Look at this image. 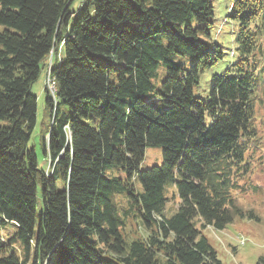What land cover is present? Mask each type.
<instances>
[{
    "label": "trees",
    "instance_id": "16d2710c",
    "mask_svg": "<svg viewBox=\"0 0 264 264\" xmlns=\"http://www.w3.org/2000/svg\"><path fill=\"white\" fill-rule=\"evenodd\" d=\"M75 1L0 0V226L17 230L0 233V264H221L201 229L256 219L238 198L257 190L264 0H224L233 74L214 75L205 101L193 89L224 56L211 0H80L76 12ZM41 73L55 89L45 84L52 120L39 163L28 142ZM150 146L161 164L141 171ZM170 182L179 203L167 216Z\"/></svg>",
    "mask_w": 264,
    "mask_h": 264
},
{
    "label": "rangeland",
    "instance_id": "374dc122",
    "mask_svg": "<svg viewBox=\"0 0 264 264\" xmlns=\"http://www.w3.org/2000/svg\"><path fill=\"white\" fill-rule=\"evenodd\" d=\"M80 0H76L71 9L75 12L79 9ZM211 4L215 8V30L213 31L214 41L220 44L221 52L224 54L222 61L216 66L207 69L200 74L198 85L193 89V95L197 98L206 100L210 84L214 75L222 76L233 74L231 65L235 60V55L231 56V51H234V40L231 33L235 27L234 24H228L225 22V16L227 14L228 3L224 0H211ZM171 59L178 65L189 70L191 60L188 57L171 55ZM165 77V70L160 64L156 71V76L151 78V81L156 87H159L160 83ZM44 78L45 74L41 73L40 77L31 87V93L37 97V111L36 121L32 130L28 147L34 149V153L39 160L42 161V153L40 143L42 137L45 135L48 126L51 124L50 110L45 107L46 92L44 90ZM46 84V82H45ZM59 115L62 113H68L66 107L60 104L59 101ZM262 119H264V108H260ZM260 123V121L258 122ZM0 125H6V122L0 121ZM261 130L264 131V127L261 126ZM259 141L260 150L253 157V169L250 174L251 183L257 187L254 192L239 196L238 205L244 211H252L256 216V219L251 218H237L231 225L227 226L224 230H214L212 227H205L201 229L202 235L206 238L209 245L216 253L217 259L221 264H255L258 258H264V133L260 136ZM48 159H46V169L48 168ZM161 164V149L158 146L146 147L144 150L143 160L139 165V170L143 171L151 167H159ZM108 177H117L121 180L125 179L124 173L118 168H108ZM138 188L137 185H135ZM167 202L163 210V214L171 216L178 207L179 199L176 194L175 185L168 183L163 192ZM124 194H113V200L116 203L117 209L122 210L125 208L120 207L118 198L124 199ZM42 204L39 201L37 203V215L35 229L37 230L40 218ZM16 228L13 225L5 224L0 226V233L5 238H10L16 233ZM244 241V244L241 242ZM19 244L17 240L13 245V248L17 255H19Z\"/></svg>",
    "mask_w": 264,
    "mask_h": 264
},
{
    "label": "bare ground",
    "instance_id": "6f19581e",
    "mask_svg": "<svg viewBox=\"0 0 264 264\" xmlns=\"http://www.w3.org/2000/svg\"><path fill=\"white\" fill-rule=\"evenodd\" d=\"M51 76L48 75V77L46 78V88L49 90V92L52 94L54 93V87H55V83L54 80L52 78H50Z\"/></svg>",
    "mask_w": 264,
    "mask_h": 264
},
{
    "label": "built area",
    "instance_id": "2783aa9c",
    "mask_svg": "<svg viewBox=\"0 0 264 264\" xmlns=\"http://www.w3.org/2000/svg\"><path fill=\"white\" fill-rule=\"evenodd\" d=\"M45 78H46V74H45ZM45 78H44V89L47 91V89L45 88ZM48 92V91H47ZM49 93V92H48ZM50 94V93H49ZM52 95V94H51Z\"/></svg>",
    "mask_w": 264,
    "mask_h": 264
}]
</instances>
